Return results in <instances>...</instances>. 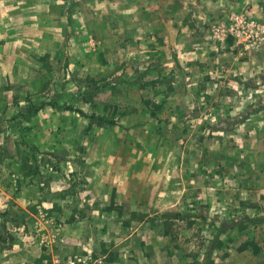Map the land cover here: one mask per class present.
Instances as JSON below:
<instances>
[{
	"label": "rangeland",
	"instance_id": "1",
	"mask_svg": "<svg viewBox=\"0 0 264 264\" xmlns=\"http://www.w3.org/2000/svg\"><path fill=\"white\" fill-rule=\"evenodd\" d=\"M0 264H264V0H0Z\"/></svg>",
	"mask_w": 264,
	"mask_h": 264
},
{
	"label": "trees",
	"instance_id": "2",
	"mask_svg": "<svg viewBox=\"0 0 264 264\" xmlns=\"http://www.w3.org/2000/svg\"><path fill=\"white\" fill-rule=\"evenodd\" d=\"M43 107V104H41L40 106H34L33 109L29 110L28 113H36L37 110L41 109ZM65 109H70V110H74L72 107H65ZM78 112H80L82 115H84L85 117L88 118V126L87 128H92L94 125L97 126H110L116 123V120L114 119H109L104 115H99V114H86L83 113V111L76 109Z\"/></svg>",
	"mask_w": 264,
	"mask_h": 264
},
{
	"label": "crops",
	"instance_id": "3",
	"mask_svg": "<svg viewBox=\"0 0 264 264\" xmlns=\"http://www.w3.org/2000/svg\"><path fill=\"white\" fill-rule=\"evenodd\" d=\"M77 220H71L70 222L68 221H64V226H63V229L62 231L59 233L60 236L64 239H68V240H71V241H75V240H79L78 238H80L82 236V238H85L88 236V233L80 230V231H77L76 229L78 228L77 227ZM77 246V245H76ZM95 248H96V244L94 245ZM81 245L77 246V249L76 250H79L81 249ZM91 249H93L92 246H90Z\"/></svg>",
	"mask_w": 264,
	"mask_h": 264
}]
</instances>
